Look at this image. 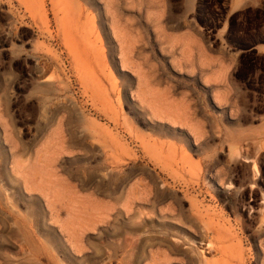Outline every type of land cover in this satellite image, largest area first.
I'll return each instance as SVG.
<instances>
[{
  "label": "rangeland",
  "instance_id": "rangeland-1",
  "mask_svg": "<svg viewBox=\"0 0 264 264\" xmlns=\"http://www.w3.org/2000/svg\"><path fill=\"white\" fill-rule=\"evenodd\" d=\"M0 264H264V0H0Z\"/></svg>",
  "mask_w": 264,
  "mask_h": 264
}]
</instances>
